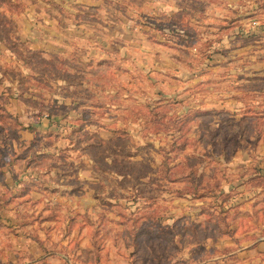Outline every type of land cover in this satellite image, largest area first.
I'll return each mask as SVG.
<instances>
[{"label":"rangeland","instance_id":"rangeland-1","mask_svg":"<svg viewBox=\"0 0 264 264\" xmlns=\"http://www.w3.org/2000/svg\"><path fill=\"white\" fill-rule=\"evenodd\" d=\"M0 264H264V0H0Z\"/></svg>","mask_w":264,"mask_h":264},{"label":"crops","instance_id":"crops-1","mask_svg":"<svg viewBox=\"0 0 264 264\" xmlns=\"http://www.w3.org/2000/svg\"><path fill=\"white\" fill-rule=\"evenodd\" d=\"M27 22H28V26L25 25L26 27H24V31L21 32L23 35H25L26 37H28L32 44L35 45L38 43V41L36 40L37 38H39V41H45V44L48 42V43H57L55 38L57 39V36H55V34H57L58 32H55L56 31V26L53 25V24H48V26H46V29L48 32H45V34H43V37H41L40 34H38L37 30H34L31 26H30V23L33 24L34 26V23H33V20H31V18L28 16V18H26ZM30 22V23H29ZM61 33V35H63L62 31L59 32ZM39 36V37H37Z\"/></svg>","mask_w":264,"mask_h":264}]
</instances>
